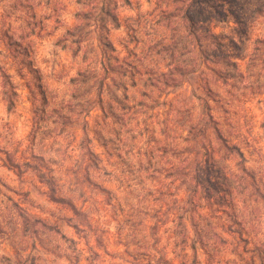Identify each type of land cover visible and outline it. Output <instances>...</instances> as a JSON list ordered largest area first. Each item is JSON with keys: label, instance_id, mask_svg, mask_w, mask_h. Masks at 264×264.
Returning a JSON list of instances; mask_svg holds the SVG:
<instances>
[{"label": "rangeland", "instance_id": "1", "mask_svg": "<svg viewBox=\"0 0 264 264\" xmlns=\"http://www.w3.org/2000/svg\"><path fill=\"white\" fill-rule=\"evenodd\" d=\"M101 1L0 0V264H264V0Z\"/></svg>", "mask_w": 264, "mask_h": 264}, {"label": "trees", "instance_id": "2", "mask_svg": "<svg viewBox=\"0 0 264 264\" xmlns=\"http://www.w3.org/2000/svg\"><path fill=\"white\" fill-rule=\"evenodd\" d=\"M87 4H92V3H96L98 0H86ZM100 1V0H99ZM103 1V2H102ZM101 2L104 3L105 0H102ZM119 1H123V2H128L129 0H114L112 8H108L107 6L110 5V2H105L104 6L100 7L99 9L102 11V14L96 16L94 18V20H96V22L100 25L101 24V29H105V31L107 30V24L110 23L112 24V26H118V20L116 17V14L114 13L115 11V7L117 5V2ZM183 0H170V4L171 5H176L175 9L176 11H181V7L177 8V5L182 2ZM193 1V0H192ZM98 3V2H97ZM183 3V2H182ZM170 4H168V7L170 6ZM182 6V5H180ZM192 6V4H191ZM95 8V4L93 6ZM89 11H91L89 9ZM165 11V10H164ZM195 12L199 13L201 12L200 9L195 10ZM194 10L192 11L191 8L189 6H187L185 9L182 10V14L179 15V12H174L173 9L172 11H169L167 9V12H164L165 18H168V20H172V18L175 20L173 21V25L170 24V22H167L165 25L163 24L164 27L168 28V32L170 33V35H168V40L170 39L171 42L168 45H165L167 47L166 51L169 52V54H174V52H178V47L181 44V39H183V36L178 32V27L180 23V26L182 28V30L187 32V35H191L193 39H195V41L198 43L200 42V38L201 35L199 33L200 30L204 31V35L207 34V31L204 29V27H200L198 25H196V23H199V19L194 18ZM219 12V11H218ZM87 13H83L82 15H79V17L82 20L87 19L86 15ZM107 18H105V17ZM179 18H183L184 22L186 21L187 24L184 25V23H182L181 21L179 22ZM162 21V20H159ZM80 29V28H78ZM83 33L87 34V31H84L82 28L81 30H78L77 34H75V37L73 36L72 40H74L73 42H76L77 44V49L80 47L81 42L86 41L87 37L86 35L83 36ZM213 38V41H215V37H213V35H211ZM179 43V45H178ZM104 45L108 48V51L110 52L114 50V47L109 43V42H105ZM178 46V47H177ZM3 76H5L3 74ZM105 78L104 76L101 75V73H98L97 70L93 69V70H85V71H81L78 73V75L75 77V79L73 80L75 83V86L80 90V88H83L85 92H87L88 94L91 93V88L94 89V93L96 94V98L101 99V90L102 88L105 86V82H104ZM113 81V85L115 87L121 86L123 89L124 87H126V84L124 81H119L117 79H112ZM117 80V81H114ZM75 95L77 93H74ZM201 132L205 131V126H202L200 129ZM196 182H198L196 180ZM186 192H187V196H188V200H186L187 203L193 204V196H194V190L195 189H189V187L186 186L185 188ZM208 240L210 239V236L205 237ZM194 247V246H193Z\"/></svg>", "mask_w": 264, "mask_h": 264}, {"label": "crops", "instance_id": "3", "mask_svg": "<svg viewBox=\"0 0 264 264\" xmlns=\"http://www.w3.org/2000/svg\"><path fill=\"white\" fill-rule=\"evenodd\" d=\"M147 1H148V0H147ZM131 4H132V0H129L128 2L119 1V2L117 3L116 10H117V8L120 7L121 5L130 6ZM115 14H116V17H117V20H118V23H119L118 26H113V28L116 29V28H120V27H122V24H121V21H120V19H119V17H118V14L116 13V11H115ZM129 17H131V16H129Z\"/></svg>", "mask_w": 264, "mask_h": 264}]
</instances>
